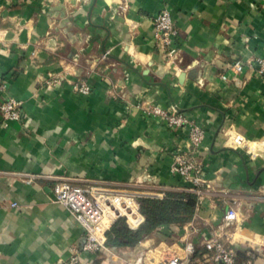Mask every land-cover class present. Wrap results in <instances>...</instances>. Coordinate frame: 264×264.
<instances>
[{
    "label": "crops",
    "instance_id": "0c3cea01",
    "mask_svg": "<svg viewBox=\"0 0 264 264\" xmlns=\"http://www.w3.org/2000/svg\"><path fill=\"white\" fill-rule=\"evenodd\" d=\"M163 9L179 32L172 63L155 41L154 17ZM260 55L264 0H0V70L8 81L0 89V264H57L82 251L84 230L55 201L56 176L157 181L179 192L191 186L171 170L173 153L187 148L186 132L148 116L149 105H177L207 130L201 160L214 191L189 223L159 230L179 239L189 224L199 245L235 207L241 219L228 231L237 260H260ZM81 84L90 92L77 90ZM11 96L23 102V115L6 122L1 105ZM229 131L250 139L256 155L234 148ZM152 241L117 253L133 256Z\"/></svg>",
    "mask_w": 264,
    "mask_h": 264
},
{
    "label": "built area",
    "instance_id": "2783aa9c",
    "mask_svg": "<svg viewBox=\"0 0 264 264\" xmlns=\"http://www.w3.org/2000/svg\"><path fill=\"white\" fill-rule=\"evenodd\" d=\"M154 23L157 47L165 61L175 62L179 32L171 11L163 9L157 13ZM256 62L259 75L264 79V56H258ZM233 69L240 73L244 70V64L237 61ZM7 87L8 81L0 70V89L6 91ZM76 89L82 93L90 92V87L86 84L76 85ZM151 107L146 109L150 110L151 115L164 120L171 130L183 129L187 134V148H180L173 153L171 170L191 184L184 192L197 195L199 211L204 196L214 192L211 183L205 178L204 163L201 160V154L208 149V132L185 113L175 109L169 111L158 105ZM1 111L6 122L20 120L23 115L22 101L11 96L3 101ZM228 138L234 148L245 149L252 156L256 155V146L246 136L229 131ZM109 185L111 184L103 187L92 182L84 184L71 178H64L56 183L55 201L71 212L76 224L84 230L85 237L82 251L74 250L69 258L60 259L57 264H97L100 258V264H264V237L257 249L260 260L238 262L231 233L228 231V228L241 219L235 207L226 211L219 223L218 232L204 236L199 245L189 238L188 224L185 233L173 244L163 242L156 248L144 247L130 257L120 255L107 244L112 229L123 218H127L131 228H139L145 220L144 200H163L173 189L150 183ZM138 216L143 219L133 225L132 221Z\"/></svg>",
    "mask_w": 264,
    "mask_h": 264
},
{
    "label": "trees",
    "instance_id": "16d2710c",
    "mask_svg": "<svg viewBox=\"0 0 264 264\" xmlns=\"http://www.w3.org/2000/svg\"><path fill=\"white\" fill-rule=\"evenodd\" d=\"M144 204L145 220L140 227L133 229L125 221H120L108 235L109 247L133 248L154 235L162 226L189 223L195 217L198 197L193 193L171 191L163 200L146 199ZM142 219V216H138L132 224ZM101 262V258L97 260V264Z\"/></svg>",
    "mask_w": 264,
    "mask_h": 264
},
{
    "label": "rangeland",
    "instance_id": "374dc122",
    "mask_svg": "<svg viewBox=\"0 0 264 264\" xmlns=\"http://www.w3.org/2000/svg\"><path fill=\"white\" fill-rule=\"evenodd\" d=\"M58 82H59L58 79H53L49 83H51V84H57ZM22 104H23V102H22ZM153 106H155V105H149L148 107L153 108ZM146 112H147L148 116L154 117V118H158V117H156L154 115H151L150 114V110H146ZM19 174L21 176H23V177L25 176L27 178H28V176H39L37 174H31V173H25V172H19ZM64 178H70V177H68V176H62V175L55 177V179H56L57 182L60 181V180H62V179H64ZM89 181L92 182V183H95L97 185L103 186V187L107 186L108 183L111 184L109 186H112V185H121V184H128V183L111 181V180H107V179H103V178L95 179V180H89ZM137 183H150V184H158V185H160L157 181H148V180H141V181L132 182V184H137ZM121 221H125L128 224L127 218H123ZM149 238H151L153 240L151 242L149 248H156L157 246H159L163 242H169L170 244H173L174 242L177 241L176 238L175 239L173 238V233L169 229H167V228H163L161 230H158L154 235H152Z\"/></svg>",
    "mask_w": 264,
    "mask_h": 264
},
{
    "label": "water",
    "instance_id": "95a60500",
    "mask_svg": "<svg viewBox=\"0 0 264 264\" xmlns=\"http://www.w3.org/2000/svg\"><path fill=\"white\" fill-rule=\"evenodd\" d=\"M103 51H104V53H105L108 57H112V56L107 52V49H106L105 47H104ZM127 64H128L129 66H131V67L134 68V66H132L131 64H129V63H127ZM134 69H136V68H134ZM199 83L203 85V82H202L201 80H199ZM168 109H169V111H172L173 109H175L177 112L183 113V111H182L181 109H179V107H177V105H174V107H169ZM84 242H85V239H84ZM114 250L117 251L118 249L115 248Z\"/></svg>",
    "mask_w": 264,
    "mask_h": 264
}]
</instances>
